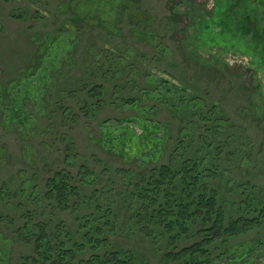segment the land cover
<instances>
[{"label": "rangeland", "instance_id": "374dc122", "mask_svg": "<svg viewBox=\"0 0 264 264\" xmlns=\"http://www.w3.org/2000/svg\"><path fill=\"white\" fill-rule=\"evenodd\" d=\"M216 1L0 0V195L11 196L0 203V264H44L35 255L37 232L23 230L27 222L55 236L67 229L69 245L83 244L67 264L111 246L132 250L136 264H179L169 253L197 241L196 230L177 241V234L139 229L126 219L133 177L175 167L178 158L209 152L228 218L238 216L247 196L264 200V72L250 52L222 53L217 43L193 49L195 27L210 19ZM48 36L54 39L45 44L50 61L42 64L40 48ZM21 78L27 84L16 87ZM21 86L31 91L15 119L10 98ZM93 86L101 94H89ZM143 124L159 127L152 137L161 139L155 149L162 152L151 161L124 148L134 142L122 139L124 132L111 138L119 127L144 135ZM82 166L90 171L86 185L79 181ZM62 169L82 186L84 204L64 208L46 197V179ZM90 197L103 211L86 203ZM96 219L99 231L91 226ZM260 222L213 244L211 264H264V247L246 256H234L237 249L222 253L226 244L245 247L264 237V216ZM86 234L93 235V246ZM97 239H103L100 246Z\"/></svg>", "mask_w": 264, "mask_h": 264}, {"label": "trees", "instance_id": "16d2710c", "mask_svg": "<svg viewBox=\"0 0 264 264\" xmlns=\"http://www.w3.org/2000/svg\"><path fill=\"white\" fill-rule=\"evenodd\" d=\"M231 2L232 0H217L215 7L208 13L210 19H203L197 23L194 36H192L193 49L202 50L205 45L210 49L217 43L221 45L222 53L228 52L230 49H235L237 54L250 52L254 57L253 65L264 72V0H252L251 3L249 0H237L235 13H230L232 11ZM260 2L263 3V7H258ZM229 19L230 21L227 22ZM214 26L215 28H213ZM211 32L214 34L212 33L213 35L209 37ZM53 40V37L48 36L40 48L42 64L50 61L48 57H45V44H49ZM215 61L224 65L222 58L221 60L216 58ZM40 64L41 62L35 69H40ZM23 80V78L19 79L15 84L16 87L27 84L26 79V83H23ZM22 88L21 86V91L18 89L19 95H16V99L10 98L9 105L15 119L19 116L20 111L18 110L22 107L23 96L31 91L28 87L26 88L27 92ZM37 88L36 86L35 90ZM88 93L98 95L101 94V91L98 86H93L88 90ZM144 125V135H131L132 132L128 127H119L112 132L111 138L117 140L119 134L124 132L122 139H134V142H131L132 145L127 148L125 143L124 148L136 152L140 158H144V155L147 154L148 160L151 161L153 156L157 157L161 154L162 151H156L155 147L162 144V141L159 137H152L154 130L159 128L158 126L149 124L146 127ZM120 144L123 145L121 141ZM176 163L175 167L167 164L146 169L133 177L137 183L136 189L131 192L134 195V200H131L133 201L132 208L130 207L131 210L126 219L141 225L138 226L139 229L142 228V225L154 226L158 232L168 235L167 237L173 235L175 238L174 234H177V241L185 237V234L196 230L198 240L182 247L177 252L172 251L173 254L169 253L170 257L176 259L179 264H198L200 263L198 260L202 258L204 264H211L216 255L214 249L219 247L217 246L218 242L225 244L230 237L262 225L260 219L264 216V200L259 196H247L237 208L238 216L228 218L226 206L222 200V192L213 184L217 180L215 168L218 166L212 163L209 152H204L199 157L178 158ZM81 172L79 173L80 183L82 185L89 184L91 181L86 176H89L90 171L86 166H82ZM75 178L67 170L55 171L51 177L46 179V197L65 206L64 208H67L69 203H76L78 200L84 204L83 200L86 196L81 194L82 186L76 185ZM10 199L9 195L4 197L2 194V199L0 195V200H2L0 203H7ZM86 203L103 211V205L97 198L90 197ZM107 208L109 209V207ZM109 213L110 217L116 216V212L112 209H109ZM96 221V223L92 222L91 226L94 230L99 231V221L98 219ZM91 226H89V231L92 229ZM23 230L26 233L37 232L34 242L35 255L42 257L44 264L50 262L51 264H67L69 260L75 259L76 252L83 246L82 243L77 242L69 245L67 229L62 231L63 236L61 234L55 236L48 234L46 226L34 223L31 227L27 222L23 226ZM85 236L93 246L95 243L92 240L93 235L92 237L88 234ZM220 237L224 238V242L219 241ZM50 239H54V243ZM96 243L100 246L103 239H97ZM213 244H216V247H212ZM222 247L225 248L222 253L228 250L231 254V250L237 249L232 251L234 256L240 253L246 256L258 248L264 247V237L258 238L253 244L245 247L227 246V244ZM110 248L105 249L102 253H94L90 258L81 259L79 262L80 264H136L132 250L115 246ZM1 256H3L2 253H0V259Z\"/></svg>", "mask_w": 264, "mask_h": 264}]
</instances>
